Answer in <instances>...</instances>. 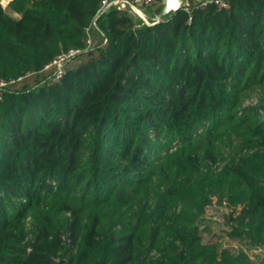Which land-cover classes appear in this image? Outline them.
Instances as JSON below:
<instances>
[{
  "label": "trees",
  "instance_id": "trees-1",
  "mask_svg": "<svg viewBox=\"0 0 264 264\" xmlns=\"http://www.w3.org/2000/svg\"><path fill=\"white\" fill-rule=\"evenodd\" d=\"M228 1L142 28L115 7L94 24L100 0L0 7V78L84 48L1 92L0 264H264L204 239L215 199L264 248V103L237 107L264 84V0Z\"/></svg>",
  "mask_w": 264,
  "mask_h": 264
},
{
  "label": "rangeland",
  "instance_id": "rangeland-1",
  "mask_svg": "<svg viewBox=\"0 0 264 264\" xmlns=\"http://www.w3.org/2000/svg\"><path fill=\"white\" fill-rule=\"evenodd\" d=\"M11 0H0V7L3 10H6L13 14L14 16H18L17 13L10 10L9 3ZM74 63L78 62V59H75L73 61ZM23 77L20 79V83L14 84V86H25L27 84H33L35 81L39 79L40 82L45 81L46 79H51L53 76L52 70L49 71H26L23 75ZM8 79H13L8 78ZM15 83V82H14ZM264 103V84L261 86L252 87L248 90H245L240 97L239 105L237 106L239 111H242L244 107L247 106H253V105H261ZM246 150H242V153H245ZM218 163L213 164V168H217ZM231 207L224 204H218L215 202V199L211 205L207 207L206 214L203 217V223H207L211 225V231L208 233H205L204 239L205 241L209 239H213L212 241H215L218 239V241L224 245V246H235L236 248L242 247L244 248L251 256H253L255 253H260V255L264 252L263 247L258 248H250L248 249L246 245H242V240L232 238L230 236H227L225 233L228 230H231V228L228 226L229 223H234V225L237 223V220H229L227 219L226 214L230 212ZM237 212L233 213V217L236 218Z\"/></svg>",
  "mask_w": 264,
  "mask_h": 264
},
{
  "label": "water",
  "instance_id": "water-1",
  "mask_svg": "<svg viewBox=\"0 0 264 264\" xmlns=\"http://www.w3.org/2000/svg\"><path fill=\"white\" fill-rule=\"evenodd\" d=\"M188 5L189 0H181V7ZM110 7L126 11L134 23V28L155 25L156 23L167 19L175 12L166 11L167 0H158L157 3L151 6H139L134 4L131 0H110L98 11L96 17L94 18V24H96L97 18Z\"/></svg>",
  "mask_w": 264,
  "mask_h": 264
},
{
  "label": "built area",
  "instance_id": "built-area-1",
  "mask_svg": "<svg viewBox=\"0 0 264 264\" xmlns=\"http://www.w3.org/2000/svg\"><path fill=\"white\" fill-rule=\"evenodd\" d=\"M110 0H100L99 2V10L105 6ZM134 4L142 6L146 5L149 6L152 3L156 2L157 0H131ZM201 5H205L208 3H215L220 7H228L229 1L228 0H200L199 1ZM93 38L91 35H88L87 37V46H90L92 44ZM84 48L80 47H71L68 50L62 51L59 54L56 55V57L50 61L49 63L45 64L43 67V71H49L52 70L53 76L52 80L58 79V77L63 73L65 64L74 59ZM23 76H19L17 78L13 79H5L0 78V99L2 98L1 92L7 88L8 85L20 80Z\"/></svg>",
  "mask_w": 264,
  "mask_h": 264
},
{
  "label": "clouds",
  "instance_id": "clouds-1",
  "mask_svg": "<svg viewBox=\"0 0 264 264\" xmlns=\"http://www.w3.org/2000/svg\"><path fill=\"white\" fill-rule=\"evenodd\" d=\"M181 7V0H167L166 11L174 12L179 10Z\"/></svg>",
  "mask_w": 264,
  "mask_h": 264
},
{
  "label": "crops",
  "instance_id": "crops-1",
  "mask_svg": "<svg viewBox=\"0 0 264 264\" xmlns=\"http://www.w3.org/2000/svg\"><path fill=\"white\" fill-rule=\"evenodd\" d=\"M158 2V0L156 1V2H154V3H152L151 5H154L155 3H157ZM151 5H149V6H151Z\"/></svg>",
  "mask_w": 264,
  "mask_h": 264
}]
</instances>
